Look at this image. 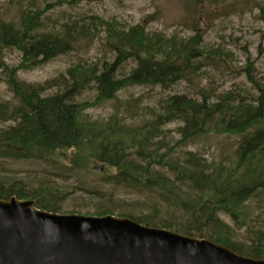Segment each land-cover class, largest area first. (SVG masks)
I'll return each instance as SVG.
<instances>
[{"label": "trees", "instance_id": "16d2710c", "mask_svg": "<svg viewBox=\"0 0 264 264\" xmlns=\"http://www.w3.org/2000/svg\"><path fill=\"white\" fill-rule=\"evenodd\" d=\"M24 1H15L20 4L15 18L4 15L0 8V46L22 54L19 66H4L17 102L0 100V123H12L0 130V161L45 163L61 176L90 173L91 161L101 163L102 173L94 169L100 175L95 187L87 181L80 183L82 190L99 197L85 202L98 209L94 216L116 215L103 205V186L131 190L145 200L133 211L116 216L189 237L204 234L239 255L263 260L264 209L256 203L264 201V87L250 74L254 65L248 62L246 68L258 94L252 98L241 91L213 98L201 90L200 99L169 97L139 127L118 114L107 123L92 122L85 112L116 99L127 87L170 88L181 81H193L203 61L213 63L214 54H204L200 35L179 42L151 34L144 25L120 29L117 23L96 18L93 27H105L102 43L114 55L113 60L87 67L77 65L45 85H31L18 79L19 71L69 54L92 33L91 28L77 23L50 29L43 15L51 4L41 0L46 9L32 11L24 9ZM37 2L40 4V0H28V6H37ZM74 2L58 0L57 4ZM130 60L135 68L128 76H119ZM92 85L97 91L95 100L76 101ZM172 123L180 124V139L170 145L161 135L163 127ZM205 135L238 138L232 161L208 162L193 151L179 155L180 148ZM69 153L66 165L64 157ZM60 195L59 186L52 181L43 180L35 188L23 181L7 184L0 177V199L33 200L44 211L79 214L61 212L56 203ZM253 204L258 207L253 208ZM241 232L244 241L238 239Z\"/></svg>", "mask_w": 264, "mask_h": 264}, {"label": "rangeland", "instance_id": "374dc122", "mask_svg": "<svg viewBox=\"0 0 264 264\" xmlns=\"http://www.w3.org/2000/svg\"><path fill=\"white\" fill-rule=\"evenodd\" d=\"M16 0H0V8L8 17H18L20 4L8 5ZM58 0H47L52 8L43 15V21L50 29L61 25L77 23L79 27L91 28L90 37L83 39L69 54L61 55L52 61L29 70L18 72V79L31 85H45L47 82L66 75L71 67L101 65L112 61L114 55L103 47L105 27L96 30L93 22L96 18L117 23L120 29L144 25L151 34H161L177 41H188L201 36V49L205 55H213V63L203 61L199 75L193 81H181L170 87L131 86L121 91L117 98L94 106L85 112L86 119L92 122L107 123L112 115L118 114L123 121L133 126H142L153 117V110L159 111L161 103L171 96L186 95L200 99L201 90L213 98L228 91H241L247 97L258 95L254 84L248 79L246 68L254 65L250 72L253 79L264 87V0H74V4H57ZM71 1V0H69ZM29 7L24 1V9L43 10L45 3L37 2ZM22 61V54L15 49L0 46V100L16 103L11 92L4 66L17 67ZM133 60L128 61L120 70L119 76L126 77L135 68ZM55 90L51 91V93ZM97 96L94 85L86 90L76 101L93 102ZM12 123H0V130ZM179 123L169 124L162 129V138L170 145L180 139L177 129ZM238 138L229 136H200L184 151L198 153L208 162L232 161ZM70 153L64 158L69 163ZM92 172L80 171L77 175L61 176L55 167L32 161L1 162L0 177L7 184L23 181L29 187H37L43 180L56 183L61 191L56 203L61 212H75L94 216L98 212L94 206H87L86 201H97L88 190H82L80 183L87 181L96 186L100 175L94 169L103 172L101 163L91 161ZM104 202L116 215L125 214L137 208V203L145 200L136 192L123 188L103 186ZM264 209V201L256 203ZM253 204V208L258 207ZM233 225L232 221L223 216ZM261 225V223H257ZM238 239L244 241L243 232Z\"/></svg>", "mask_w": 264, "mask_h": 264}, {"label": "water", "instance_id": "95a60500", "mask_svg": "<svg viewBox=\"0 0 264 264\" xmlns=\"http://www.w3.org/2000/svg\"><path fill=\"white\" fill-rule=\"evenodd\" d=\"M102 171V169H101ZM0 264H264L208 240L114 215L41 210L0 199Z\"/></svg>", "mask_w": 264, "mask_h": 264}]
</instances>
